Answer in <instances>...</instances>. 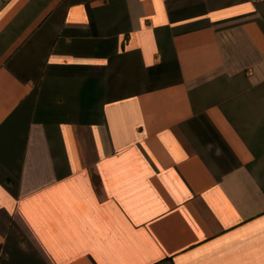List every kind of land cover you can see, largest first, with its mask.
I'll return each instance as SVG.
<instances>
[{"label":"crops","instance_id":"0c3cea01","mask_svg":"<svg viewBox=\"0 0 264 264\" xmlns=\"http://www.w3.org/2000/svg\"><path fill=\"white\" fill-rule=\"evenodd\" d=\"M0 264H264V0H0Z\"/></svg>","mask_w":264,"mask_h":264}]
</instances>
